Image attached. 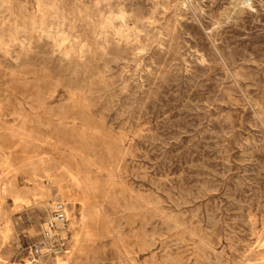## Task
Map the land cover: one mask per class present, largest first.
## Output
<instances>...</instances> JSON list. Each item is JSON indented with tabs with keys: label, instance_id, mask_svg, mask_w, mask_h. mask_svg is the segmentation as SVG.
<instances>
[{
	"label": "rangeland",
	"instance_id": "rangeland-1",
	"mask_svg": "<svg viewBox=\"0 0 264 264\" xmlns=\"http://www.w3.org/2000/svg\"><path fill=\"white\" fill-rule=\"evenodd\" d=\"M0 264H264V0H0Z\"/></svg>",
	"mask_w": 264,
	"mask_h": 264
},
{
	"label": "built area",
	"instance_id": "built-area-1",
	"mask_svg": "<svg viewBox=\"0 0 264 264\" xmlns=\"http://www.w3.org/2000/svg\"><path fill=\"white\" fill-rule=\"evenodd\" d=\"M68 222L67 206L63 201L53 204L52 215L43 227L41 239L34 245L35 254L41 258L54 252L55 243L58 237L57 228L64 227Z\"/></svg>",
	"mask_w": 264,
	"mask_h": 264
},
{
	"label": "bare ground",
	"instance_id": "bare-ground-1",
	"mask_svg": "<svg viewBox=\"0 0 264 264\" xmlns=\"http://www.w3.org/2000/svg\"><path fill=\"white\" fill-rule=\"evenodd\" d=\"M76 176V175H75ZM79 179V178H78ZM60 195V194H59ZM85 219V218H84Z\"/></svg>",
	"mask_w": 264,
	"mask_h": 264
}]
</instances>
